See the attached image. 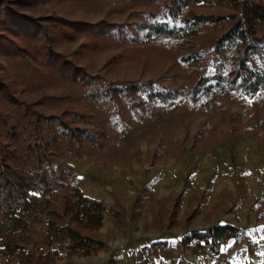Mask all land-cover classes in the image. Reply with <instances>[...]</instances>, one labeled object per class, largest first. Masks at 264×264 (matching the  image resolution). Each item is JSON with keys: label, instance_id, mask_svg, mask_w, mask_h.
<instances>
[{"label": "rangeland", "instance_id": "374dc122", "mask_svg": "<svg viewBox=\"0 0 264 264\" xmlns=\"http://www.w3.org/2000/svg\"><path fill=\"white\" fill-rule=\"evenodd\" d=\"M170 1L0 0V162L5 157L26 171L33 162L27 147L48 143L53 160L76 172L47 193L50 204L43 206L45 213L64 215L60 225L78 228L64 212L66 201L77 200L76 187L106 205L120 235L184 233L225 221L242 226V236L225 251L230 259L241 246L257 249L246 230L263 231L264 96L224 91L191 101L202 77L233 68L235 51L217 53L214 43L234 19L178 41H147L141 28L155 21L180 24L187 13L232 16L240 9L228 1H200L168 14ZM4 18L25 32L7 31ZM253 36L264 38V22ZM194 54L195 61H183ZM62 65L71 71L66 76ZM250 65L260 71L264 55ZM166 89L182 93L167 103L148 99ZM61 121L92 130L96 145L81 136L72 144L61 138ZM209 200H215L213 210L201 220ZM30 224L16 242L37 256L51 253L50 264L62 260L54 254L58 244L55 250L47 244V224ZM114 239L107 236L110 244ZM0 264L14 262L0 258Z\"/></svg>", "mask_w": 264, "mask_h": 264}, {"label": "trees", "instance_id": "16d2710c", "mask_svg": "<svg viewBox=\"0 0 264 264\" xmlns=\"http://www.w3.org/2000/svg\"><path fill=\"white\" fill-rule=\"evenodd\" d=\"M200 1H228L237 10L240 9V12L232 16L187 13V15L182 17L180 24L155 21L141 28L146 31L145 37L147 41L156 39L183 40L198 34L206 26L217 27L222 21L234 19L233 24L214 43V51L217 53L228 50L235 51L233 68L223 75L215 74L209 77H202L191 92V101L193 103H198L202 99L208 101L215 93L224 91H240L245 96L250 97L264 96V68L257 71L250 65L251 58L258 54L264 55V38L253 36L256 24L264 22V2L261 0H171L167 4L166 9L168 14H176L184 10L189 3ZM1 22L6 23V29H9L7 31H23L17 29L19 27L12 25L11 22L9 24V21L5 18ZM114 28L115 26L108 27V34ZM36 30V27H32L31 31L34 32ZM19 35L23 34L20 33ZM126 38L125 34L119 35L120 40ZM131 39L133 42L137 41L132 36ZM15 47L10 45L8 49H15ZM198 55L194 54L184 57L183 61L185 63L195 61ZM67 67L64 66V69L61 68L60 70L58 68L62 76H66L68 72H71H67ZM151 84L149 82L147 85ZM149 87L152 88V86ZM132 89L138 90V88ZM122 90L121 88L119 89V91ZM107 91L109 92L110 88ZM181 93V91L166 89L165 92L149 93L148 99L167 103L176 99ZM60 125L63 128L61 138H65L71 144L78 140L80 136L90 144L96 145L98 141L94 137L95 133L92 130L80 129L73 122L61 121ZM48 146V143H39L35 146L29 145L27 147V154L29 157L31 156L33 162L26 171L14 168L7 162L5 157H1L0 213L2 218L0 217V240L2 243L0 244V257L8 262L16 260L18 264H50L51 253L48 252L37 256L36 253L25 249L15 240L19 231H29L32 228L30 223L45 222L47 224L49 238L47 244L49 246L54 243L58 244L54 252L56 255L60 251H66L67 256L78 255L87 257L101 251L106 246L105 241L99 235L93 234L103 225L106 205L84 196L78 188H73L77 200L73 202L66 201L64 212L70 211L72 213L70 221L76 223L78 228L85 231L82 232L71 224L60 225V219L64 216L63 214L53 210L45 213L43 206L50 204L47 193H51L54 187L60 188L64 186V177L76 174L74 168L66 164L56 163L53 160V154L47 151ZM42 213L45 214L40 216ZM241 235L242 229L238 226L230 224L217 225L203 232L185 235L182 245L188 248L195 242L197 247L208 249L219 256L220 260L217 264H231L228 255L222 251V247L232 239L237 241ZM251 252L253 253V251ZM245 264L258 263L250 261Z\"/></svg>", "mask_w": 264, "mask_h": 264}, {"label": "crops", "instance_id": "0c3cea01", "mask_svg": "<svg viewBox=\"0 0 264 264\" xmlns=\"http://www.w3.org/2000/svg\"><path fill=\"white\" fill-rule=\"evenodd\" d=\"M214 201L215 200H209L207 202L199 219L202 220L212 212ZM107 202H109V200H107ZM226 224L238 226L231 221H225L208 227L194 225L191 226L188 231H184V233H177V231H174L172 234L155 235L135 230L133 232L130 231V233L128 232L126 235H120L114 225V216H112L111 213L105 212L103 225L96 233L105 241V248L87 257L73 255L70 257V260L76 261L78 264H217L219 256L208 249L197 247L195 242H193L190 247L185 248L182 245V240L187 234L203 232L211 227ZM238 227L242 229L243 234L242 226ZM262 229L263 231L259 230L258 232L256 231L257 228L246 230L245 236L250 237V240L255 243L254 248H256L257 245L258 247L254 249L253 253L245 246L239 247L235 252L232 251L230 254L231 264H245L250 261L264 264V226ZM45 232H47V228H45ZM111 234L115 236L113 244H110L111 241L107 240V236ZM235 241L234 239L230 240L228 244L224 245L227 246L225 250L224 247H222V251L229 252V249L233 247ZM157 244L163 246L154 250L155 247L158 246ZM54 245L55 243L50 246L52 250L57 248H54ZM60 253L62 255V260L55 261L54 264H68L69 258L66 257V251H61ZM182 261L184 262L182 263ZM13 262L14 264H18L17 261L8 263Z\"/></svg>", "mask_w": 264, "mask_h": 264}]
</instances>
